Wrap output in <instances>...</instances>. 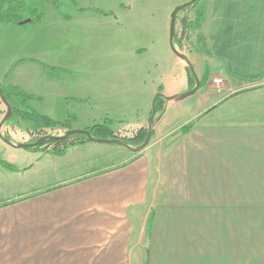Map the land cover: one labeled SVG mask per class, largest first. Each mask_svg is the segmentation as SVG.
Masks as SVG:
<instances>
[{
    "label": "crops",
    "instance_id": "1",
    "mask_svg": "<svg viewBox=\"0 0 264 264\" xmlns=\"http://www.w3.org/2000/svg\"><path fill=\"white\" fill-rule=\"evenodd\" d=\"M189 1L152 0V28L170 29L173 11ZM80 4L75 1V19L111 15L113 24L133 6ZM188 9L190 23L202 16L198 30L189 34L195 50L188 59L204 84L188 99L159 103L152 140L141 153L119 164H101L94 160L99 149L88 143L61 157L42 151L29 155L3 139L14 145L31 142V123L16 117L0 128V147L10 151L0 162L14 168L0 164L1 175L27 173L41 163L49 168L31 186L2 194L0 264H264V0H200ZM44 26L0 25V33L20 49L5 64V75L51 71L40 80L28 73L25 79L37 87H21L19 93L31 95L29 103L43 108L45 117L71 119L72 130L107 123L114 135L138 133L148 129L157 94L172 98L195 87L170 38L153 41L151 63L138 59L127 77L118 55L90 58L85 77H78L75 61L47 55L58 40L29 36ZM176 26L175 46L186 49ZM144 50L142 55L151 53ZM61 69L68 72L62 84ZM5 82L1 76L0 87ZM21 99L8 103L21 110ZM184 104L192 109L183 122L159 136L165 108ZM79 147L91 161L65 162Z\"/></svg>",
    "mask_w": 264,
    "mask_h": 264
},
{
    "label": "rangeland",
    "instance_id": "2",
    "mask_svg": "<svg viewBox=\"0 0 264 264\" xmlns=\"http://www.w3.org/2000/svg\"><path fill=\"white\" fill-rule=\"evenodd\" d=\"M27 7L30 9L37 10L39 14L42 15V21L40 24L45 25L42 32L39 34L29 35L30 37H46L51 39L58 40L55 46H52L49 50H47V55L51 58H59V59H70L71 61L76 62V75L78 77H85L87 68L91 66L90 58L95 56H108L115 57L114 55L122 56L124 58V75L127 77L126 73L129 70L128 68L131 67L136 61L146 62L147 64L151 63L149 59H152V42L153 41H162L168 40L170 38V29L169 26L166 27L167 29H163L162 26L159 28H152V0H80L81 6L83 7H100V8H113L116 4H133L131 11H124L119 14L120 24H113L114 19L110 15L109 18H105L103 20H93L90 21L89 18L87 20H77L75 14V1L76 0H23ZM192 9H188L182 11L177 16L178 23V41L183 47L186 49L181 48L180 46H176L179 52L186 57L195 50V45L193 39L189 37L190 31H186L184 28L183 22H190V13ZM94 17V16H92ZM58 19L65 22L59 23ZM75 19V20H74ZM73 20V21H72ZM159 21V20H158ZM157 21V22H158ZM194 22L196 21L193 20ZM162 22H158L156 24L160 25ZM2 23H0L1 25ZM39 26V25H38ZM177 27V26H176ZM165 37V38H164ZM164 38V39H162ZM10 38L6 37L3 33H0V77L3 76L7 82L3 83V87H0V90L6 94H13L9 96L7 101L9 102L12 98H18L22 101L21 111L27 112H35L41 116V112L39 110L44 111L43 108L37 107V105H32L29 103L33 100L31 95L18 96L16 92H22V88L29 90L28 88H36L37 82H28L25 78L28 73H32L36 75L37 78L45 79L51 75V71L46 72V74H40L37 71H29L20 70L15 72L11 77L7 74L5 75L4 66L9 64L10 58L15 54L20 52V49L12 46V41ZM162 39V40H161ZM20 40V39H16ZM188 44V45H187ZM144 48L150 49L151 53L144 54ZM21 56V55H20ZM135 57V58H133ZM114 60V58H113ZM89 66H88V64ZM6 64V65H5ZM95 64V63H94ZM112 64V63H111ZM29 69V68H27ZM64 69H61V74H59V83L64 82V74L68 72ZM71 73H73L71 71ZM6 76V78H5ZM12 81L18 82V85L12 84ZM70 85L73 84L71 81ZM86 85L85 79L82 80L81 85ZM9 88V90L4 89ZM193 89V87H192ZM191 89V90H192ZM202 89V88H201ZM200 89V90H201ZM190 90V91H191ZM28 98H27V97ZM194 99V98H191ZM189 100L195 101V100ZM204 102H201L202 105ZM2 101L0 100V106ZM10 104V103H9ZM153 108V104L151 103ZM6 108L5 106H3ZM168 110L167 116L165 117L164 121L162 122V127L160 129L159 136H165L164 130H173L177 124H181L186 116L192 109V106L186 104L172 108L166 107ZM164 109L163 113L166 112ZM7 109H5L6 111ZM6 113V112H5ZM158 113H156L157 115ZM154 119V124L156 126V119ZM5 115L0 113V123L2 122ZM45 117V116H44ZM16 117H11L8 122ZM20 119V118H19ZM21 122H27L23 119H20ZM67 123L70 125L72 120L67 119ZM30 123V122H27ZM154 126V127H155ZM147 129V128H146ZM145 129V130H146ZM81 130V129H77ZM148 130V129H147ZM154 130V129H153ZM31 136V142L27 144L35 143L36 139L45 137L47 135L51 136H61L64 133L60 131H55L53 129H42L33 125L31 123L30 130L28 131ZM139 132V131H138ZM62 133V134H61ZM138 133L129 132V133H115V138L128 142L131 140L130 138H135ZM155 137V134H154ZM7 140V139H6ZM152 140V139H151ZM163 141V140H162ZM151 142V141H150ZM164 143V142H163ZM99 149V158L95 157L94 160H99V163L104 164L106 161H112L115 164H119L122 161L127 160L128 157H133L136 153H132L126 150L123 147L111 144H96L90 143ZM43 149L47 147V145L42 146ZM51 147V146H50ZM133 147V146H132ZM3 148L0 147V158L8 159L10 155V151L7 152L2 150ZM85 148H76L72 150L70 155L64 160L67 163H73L75 161H83L85 163H89L91 160H87L90 158V154L88 151L84 150ZM22 152L33 153L38 151H31L28 149L21 150ZM4 152V153H3ZM47 152V151H45ZM49 153V152H47ZM30 155V154H29ZM97 155V154H96ZM27 155H21L23 158ZM18 157V156H17ZM39 156L37 159H39ZM87 157V159L85 158ZM20 159V157H18ZM17 158V159H18ZM93 160V161H94ZM2 165V162H0ZM40 166H35L33 169L24 172L23 174H16V173H4L0 174V199H3L2 194L8 195L11 190L14 188H25L28 185L31 186L35 181H37L41 176L43 171L49 169L47 163H41ZM11 173V174H10ZM2 199L0 201H2Z\"/></svg>",
    "mask_w": 264,
    "mask_h": 264
},
{
    "label": "trees",
    "instance_id": "3",
    "mask_svg": "<svg viewBox=\"0 0 264 264\" xmlns=\"http://www.w3.org/2000/svg\"><path fill=\"white\" fill-rule=\"evenodd\" d=\"M201 18H202L201 15H197L195 22L193 23H190L189 21L183 22L184 28L186 29V31L198 30L200 26ZM41 21H42V15L39 14L37 10L30 9L29 7H27L23 0H0V23L13 24L21 28H29V27H36L40 25ZM200 83H201V86H200L201 88L204 84V81H201ZM2 94L4 96L3 92ZM160 94L161 93L157 94L154 99V109L152 110L150 119L153 117L154 110L156 113L159 112L160 110L158 107L159 103L162 101L165 102L164 97L159 96ZM11 95L13 94H6L4 98L7 100L9 96ZM16 95L25 97V95L19 92H16ZM11 117H17V118L23 119L42 129H53L54 130L56 128H65L68 131L72 130L70 125L67 123V121H64V122L53 121L33 111L27 112V111L12 109ZM187 130H188V127L187 128L184 127L182 129L183 133H186ZM87 131L90 132L91 136L95 139H116L114 132L110 129L107 123L94 125L88 128ZM147 131H148L147 129L140 130L138 134L136 135V137L131 140H128L127 143L133 147H137L143 144L147 136ZM152 136H153V133H152ZM39 139H36V141H38ZM88 143H92V142L87 137L76 135V136H72L68 138L53 139L51 141H47L41 146L32 147V148H29L28 150L38 151L41 149L43 150V152L47 151L54 156L61 157V156H64L70 148L75 147V146L85 145ZM43 145H47V147L43 149L42 147ZM137 154L138 153H136V155ZM2 164L8 168L14 169L12 166H8L5 163H2Z\"/></svg>",
    "mask_w": 264,
    "mask_h": 264
},
{
    "label": "water",
    "instance_id": "4",
    "mask_svg": "<svg viewBox=\"0 0 264 264\" xmlns=\"http://www.w3.org/2000/svg\"><path fill=\"white\" fill-rule=\"evenodd\" d=\"M200 0H190L188 3L181 5L179 7H177L172 15H171V25H170V48L172 50V52L180 59L184 60L188 66L189 69L192 71L193 76L195 78V87L191 90L188 91L187 93L178 95L176 97H172V98H165V100L167 102L170 101H183L185 99H188L192 96H194L200 89L201 83L200 80L196 77L195 73H194V68L191 65L188 57H186L185 55L181 54L179 52V50L176 48L175 46V34H176V22H177V16L180 12L194 6L195 4H197ZM159 96H162V94H160ZM0 100L2 101V103L6 106V113L5 116L0 124V128H2L7 122L8 120L11 118L12 115V107L9 105L8 101L4 98L2 91L0 90ZM153 109H154V102H153ZM153 117L150 119L149 124H148V131H147V136L146 139L144 141L143 144L137 146V147H132L130 146L126 141L120 140V139H95L91 136L90 132H88L87 130H70V131H66L63 135L61 136H51V135H47L45 137L40 138L38 141H36L35 143L32 144H19V145H14L12 142L3 139L8 145L15 147L17 149H29L32 147H37V146H41L42 144L46 143L47 141H51L53 139H62V138H68V137H72V136H85L87 137L92 143H96V144H111V145H117L120 147L125 148L126 150L132 152V153H141L143 150L146 149V147L150 144V141L152 139V133H153V129H154V116L156 114L155 110L153 111Z\"/></svg>",
    "mask_w": 264,
    "mask_h": 264
},
{
    "label": "built area",
    "instance_id": "5",
    "mask_svg": "<svg viewBox=\"0 0 264 264\" xmlns=\"http://www.w3.org/2000/svg\"><path fill=\"white\" fill-rule=\"evenodd\" d=\"M215 83H216V84L220 83V80H215Z\"/></svg>",
    "mask_w": 264,
    "mask_h": 264
}]
</instances>
